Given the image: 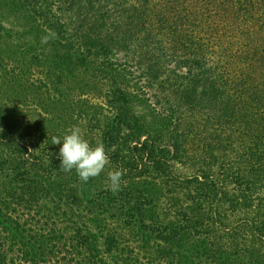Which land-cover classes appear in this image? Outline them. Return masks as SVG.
I'll use <instances>...</instances> for the list:
<instances>
[{
  "label": "trees",
  "instance_id": "16d2710c",
  "mask_svg": "<svg viewBox=\"0 0 264 264\" xmlns=\"http://www.w3.org/2000/svg\"><path fill=\"white\" fill-rule=\"evenodd\" d=\"M18 1L12 14L19 21L8 24L0 15V34L23 20L27 35L48 36L44 49L27 51L33 63L61 71L58 79L64 68L70 76L94 68V86L73 100L75 126L93 147L103 143L106 170L126 174L118 193L108 190L107 177L91 192L92 179L81 183L59 167L62 145L52 139L67 133H40L1 104L0 264H45L43 251L24 234L21 210L38 215L25 213L29 221L54 226L47 253L65 257L52 264H134L121 235L141 230L156 244L149 259L183 264L181 236L198 225L214 235L243 227L245 241L264 251V0ZM11 73L9 82L20 86ZM145 96L157 102L152 116H163V129L134 105ZM161 188L186 201L170 203V220L155 212ZM41 198L60 215H39ZM54 217L64 219L62 229H55ZM66 225L73 236H65ZM221 246L213 245L211 264L232 262ZM253 254L263 258L257 248ZM253 256L247 261L257 264Z\"/></svg>",
  "mask_w": 264,
  "mask_h": 264
},
{
  "label": "rangeland",
  "instance_id": "374dc122",
  "mask_svg": "<svg viewBox=\"0 0 264 264\" xmlns=\"http://www.w3.org/2000/svg\"><path fill=\"white\" fill-rule=\"evenodd\" d=\"M1 1L0 15L5 17L7 21L10 22L8 24L19 21L18 13L16 15L12 14L18 11L17 7L19 1L14 0V6H12L11 1ZM9 7L12 12L9 11ZM22 26L26 27V24L23 20L22 25H16V29L14 28L12 32L8 34H0V75L2 74L8 81L6 82L5 79L2 80L0 78V105L6 103L5 105L9 107V112L11 110L16 112V115H18L22 123L33 127L34 129H38L40 133H52L53 128H57L56 132L58 133H68V130L75 126L78 121H80L78 120L79 118L75 113L77 103L73 101L75 100L74 97H78L79 94H83V96L86 95L84 90L87 88V86H94L92 78H90L94 68H76L73 70L74 73L72 72L71 76L69 74L71 71L64 68L62 71L63 78L58 79L57 73H60L61 71L54 69L53 64L41 62L36 64L29 59L30 53L27 51V47L30 46L31 51L36 48L42 50L44 48L41 46H43L44 43L37 39L39 37L35 38L34 36L27 35L26 28ZM27 41H29L30 44L21 45V43H27ZM40 42L42 44L38 45ZM11 71H13L14 74H18V78L15 80L17 82L20 79V86H18L17 83L9 82L10 77L13 76ZM44 84L46 85L45 87L43 86ZM58 96L61 99H59ZM88 99L93 100L94 98L90 96ZM156 103L157 102L154 98L145 96L144 98L139 99L138 102H135L134 105L140 110L145 109V113L150 114L153 119V124L157 127V129H163L164 125H166L165 120H163V116L156 115L155 118H153L154 115L152 116L153 112L159 110V106ZM81 109L83 110V108ZM108 172L109 171L105 168L104 172H102L99 177L93 178L91 182L88 183L87 186L90 187L91 192L105 184V178L107 177ZM70 173L71 174L66 175V177L70 178L72 175L76 176L74 170ZM160 186L161 185H157L159 188ZM162 189L163 188H161L157 194H154L156 208L155 212L156 215L158 214V218L161 219L165 214L166 217H168L167 219L170 220V215L172 211L175 210L174 207L170 205V203L176 202L178 205H185L186 201H183V199L178 194L173 192L168 193V190L170 189ZM39 200V215L41 213L48 215L50 211L57 213L58 216L60 215V208L53 209L50 203L46 201V198H41ZM33 211L34 210H30V212L27 213L24 210H21L17 212L20 222L22 223L20 225L24 226L23 229H25V236L33 237L31 240L32 248H37L40 251H43L45 255L42 257L41 261H43L45 264H52L55 261H60L61 257H65L62 251H55L53 249V253H47L48 249L51 247L50 243L47 241L49 238L48 229L54 226L48 225L47 227H44L42 226V223H34L33 221H29V216L27 214L32 215L34 213L36 219H38V215H36ZM51 217L53 219L52 215ZM54 218L55 229H62L65 224L64 219L56 217ZM197 218L200 219L199 214ZM177 224L178 226L183 227V224L180 222ZM66 227L68 229L69 225H66ZM71 229L72 228L65 232V236H73L74 232H72ZM181 229L183 230V228ZM196 229L197 230H195L194 233L192 232L191 234H187L186 232L184 236L183 234L181 236L182 239L180 242V248L177 249V252L181 257H185V260H181L182 262L185 261L184 263L188 264H211L210 259H212L211 256L213 245H222V248H227L225 251L226 253L224 254L230 255V260H232L230 264H251L250 261H247V257L251 255H254L253 257L255 258V261H257V264H264V251L259 247H256L257 245L253 244L251 241L250 244L249 242L245 241L249 238V235L243 227L236 229V231L233 229V231L228 230L227 233H233L240 230V232L235 234L236 240L234 242L230 240L232 233H221V235H214V233L211 234L208 229L206 230V225H198ZM142 233L143 230L135 233L134 235L124 233L121 235V245H125V249L129 251L127 255H131L136 260L134 261L132 258V261L136 262L134 264L174 263V260L169 258L165 260H156V257L152 256V258L149 259L148 248H155L156 244L151 237H149L150 240L146 241L144 238L145 236L143 237ZM74 240L80 241L78 238H75ZM69 243L72 242L69 241ZM80 244H82V242ZM135 245H138V248ZM256 248L260 251V254H263L262 259L260 257L261 255L257 256L256 254H253V251ZM231 249H234L236 252ZM201 253L204 255V259H200ZM190 254H193L194 258L186 260V257H189ZM15 258L18 259V256L12 257V259ZM154 259L155 261H153Z\"/></svg>",
  "mask_w": 264,
  "mask_h": 264
},
{
  "label": "clouds",
  "instance_id": "9594fccd",
  "mask_svg": "<svg viewBox=\"0 0 264 264\" xmlns=\"http://www.w3.org/2000/svg\"><path fill=\"white\" fill-rule=\"evenodd\" d=\"M48 36L42 37L41 42L47 43ZM2 131V129H0ZM54 145H62L59 148L58 159L59 167L64 172L75 171L81 183H87L90 179L97 178L104 172L109 164V156L103 143L92 146L84 138L83 130L79 126H73L68 133L61 138L53 137ZM32 151L29 149V152ZM122 168H117L107 173L108 190L113 194L121 190L122 178L125 175Z\"/></svg>",
  "mask_w": 264,
  "mask_h": 264
}]
</instances>
